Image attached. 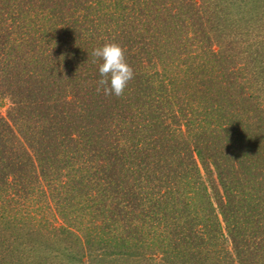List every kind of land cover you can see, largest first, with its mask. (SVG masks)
<instances>
[{"label": "trees", "instance_id": "obj_1", "mask_svg": "<svg viewBox=\"0 0 264 264\" xmlns=\"http://www.w3.org/2000/svg\"><path fill=\"white\" fill-rule=\"evenodd\" d=\"M0 264H264V0H0Z\"/></svg>", "mask_w": 264, "mask_h": 264}, {"label": "clouds", "instance_id": "obj_2", "mask_svg": "<svg viewBox=\"0 0 264 264\" xmlns=\"http://www.w3.org/2000/svg\"><path fill=\"white\" fill-rule=\"evenodd\" d=\"M126 49L117 42H107L93 49L92 56L101 61L97 91L106 96L120 97L134 77L133 68L125 57ZM95 62V60H94Z\"/></svg>", "mask_w": 264, "mask_h": 264}, {"label": "rangeland", "instance_id": "obj_3", "mask_svg": "<svg viewBox=\"0 0 264 264\" xmlns=\"http://www.w3.org/2000/svg\"><path fill=\"white\" fill-rule=\"evenodd\" d=\"M3 103H4V102H3ZM5 108H6V105H3L2 110H5Z\"/></svg>", "mask_w": 264, "mask_h": 264}]
</instances>
